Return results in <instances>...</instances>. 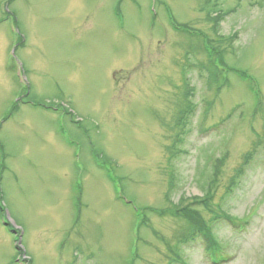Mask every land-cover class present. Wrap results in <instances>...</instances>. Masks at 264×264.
<instances>
[{
	"label": "rangeland",
	"instance_id": "obj_1",
	"mask_svg": "<svg viewBox=\"0 0 264 264\" xmlns=\"http://www.w3.org/2000/svg\"><path fill=\"white\" fill-rule=\"evenodd\" d=\"M19 260L264 264V0H0V264Z\"/></svg>",
	"mask_w": 264,
	"mask_h": 264
},
{
	"label": "trees",
	"instance_id": "obj_2",
	"mask_svg": "<svg viewBox=\"0 0 264 264\" xmlns=\"http://www.w3.org/2000/svg\"><path fill=\"white\" fill-rule=\"evenodd\" d=\"M217 50L218 49L213 48V49H211L209 51L210 52L209 54L211 56H213L215 58V60L219 61V64L223 66L224 65L223 61L224 60H223V58L221 56V52H218ZM246 158H245V160H246ZM221 159L222 158L218 157L217 160L215 161V163L213 164V167H212L213 171L212 172H213L214 175H217V173H218V167L222 163ZM212 183H214V182L212 181ZM209 200L210 199L207 198L206 200L202 201L203 206L205 208H207V209H209L207 207L208 204H209ZM170 211L173 212V213L175 212V214H177V215L179 214L182 217H184L190 223V225H192V231L194 233L196 232V233L201 234V236L206 240L207 244L209 245V247L206 250H210V251L213 250L212 247H211V244H210V240H212V239L210 237L209 229H208L207 225L205 224L203 218L201 217L200 213L196 212L194 209H191L189 207L170 209ZM190 233H191V231H190ZM171 254H172L174 260L181 261V258H179L180 256L178 255V253L176 252L175 249L171 251Z\"/></svg>",
	"mask_w": 264,
	"mask_h": 264
}]
</instances>
